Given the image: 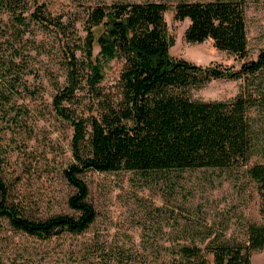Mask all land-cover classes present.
Instances as JSON below:
<instances>
[{
    "label": "trees",
    "instance_id": "obj_1",
    "mask_svg": "<svg viewBox=\"0 0 264 264\" xmlns=\"http://www.w3.org/2000/svg\"><path fill=\"white\" fill-rule=\"evenodd\" d=\"M169 1L92 0L81 16L63 18L46 8V0H0V11L11 14L17 25L26 29L28 18L60 38L66 80L53 94L51 105L73 127L74 160L63 172L74 187L67 198L74 213L25 217L5 204L0 166V216L14 228L40 237L59 230H86L96 215L87 199L88 185L80 176L87 169L231 168L247 165L260 152L249 111L264 104V84L258 77L264 69V48L256 57H248L245 0H175L173 5L175 18L189 19L184 30L188 42L212 39L215 47L241 60L237 68L202 65L172 55L174 38L164 16ZM79 20L84 34L78 30ZM114 59L121 61L114 90L104 92L99 83ZM219 77L255 78L257 84L242 85L229 99L191 98L192 86ZM81 78L98 98L95 112L88 116H77L66 104ZM1 95L8 99L7 94ZM245 170L256 184L261 215L259 221L247 223L246 239L206 226L199 236L203 245L194 238L174 242L167 250V264H250L252 252L264 246V160L248 164Z\"/></svg>",
    "mask_w": 264,
    "mask_h": 264
},
{
    "label": "rangeland",
    "instance_id": "obj_2",
    "mask_svg": "<svg viewBox=\"0 0 264 264\" xmlns=\"http://www.w3.org/2000/svg\"><path fill=\"white\" fill-rule=\"evenodd\" d=\"M90 1L46 0V8L71 18L81 16ZM174 3L169 1L164 13L174 38L172 55L202 65L239 67L241 60L215 47L210 38L188 42L184 30L189 19L174 17ZM245 13L248 57L254 58L264 48V0H245ZM27 22L25 29L7 11H0V166L5 204L30 219H43L74 213L67 202L74 187L63 172L74 160L73 127L51 105L53 94L66 80L61 40L36 21L27 18ZM77 27L84 34L80 20ZM120 65V60L108 62L101 90L113 92ZM258 77L264 84V69ZM247 83L254 88L257 81L212 78L192 86L189 94L196 99H229ZM97 100L81 78L66 104L77 116H88L95 112ZM249 116L261 149L248 164L264 160V104L252 107ZM247 165L145 172L84 170L80 176L96 211L89 227L81 233L59 230L40 237L14 228L0 216V264H167V250L174 242L194 238L203 245L199 236L206 226L245 240L247 223L261 219L259 195ZM263 259L264 246L252 252L250 264H262Z\"/></svg>",
    "mask_w": 264,
    "mask_h": 264
},
{
    "label": "bare ground",
    "instance_id": "obj_3",
    "mask_svg": "<svg viewBox=\"0 0 264 264\" xmlns=\"http://www.w3.org/2000/svg\"><path fill=\"white\" fill-rule=\"evenodd\" d=\"M262 264H264V259L262 260Z\"/></svg>",
    "mask_w": 264,
    "mask_h": 264
}]
</instances>
